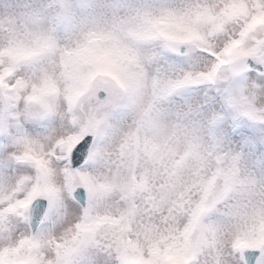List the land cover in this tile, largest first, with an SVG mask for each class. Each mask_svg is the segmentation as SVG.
I'll return each instance as SVG.
<instances>
[{"label": "snow or ice", "instance_id": "obj_1", "mask_svg": "<svg viewBox=\"0 0 264 264\" xmlns=\"http://www.w3.org/2000/svg\"><path fill=\"white\" fill-rule=\"evenodd\" d=\"M261 125L264 0L0 9V264H264Z\"/></svg>", "mask_w": 264, "mask_h": 264}, {"label": "rangeland", "instance_id": "obj_2", "mask_svg": "<svg viewBox=\"0 0 264 264\" xmlns=\"http://www.w3.org/2000/svg\"><path fill=\"white\" fill-rule=\"evenodd\" d=\"M0 3L3 4L2 8H9V9H15L18 4V0H0ZM242 125L236 123L233 118L230 115H225L222 120H220L218 124V133L225 137L229 138L231 137V134L237 132ZM251 131L252 129H248ZM258 135L264 136V125H261L255 129ZM239 147V146H237Z\"/></svg>", "mask_w": 264, "mask_h": 264}, {"label": "bare ground", "instance_id": "obj_3", "mask_svg": "<svg viewBox=\"0 0 264 264\" xmlns=\"http://www.w3.org/2000/svg\"><path fill=\"white\" fill-rule=\"evenodd\" d=\"M1 5L3 6V4L0 3V9H1V7H2Z\"/></svg>", "mask_w": 264, "mask_h": 264}]
</instances>
